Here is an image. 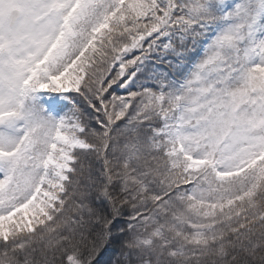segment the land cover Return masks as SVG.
<instances>
[{
	"label": "snow or ice",
	"instance_id": "snow-or-ice-1",
	"mask_svg": "<svg viewBox=\"0 0 264 264\" xmlns=\"http://www.w3.org/2000/svg\"><path fill=\"white\" fill-rule=\"evenodd\" d=\"M264 264V0H0V264Z\"/></svg>",
	"mask_w": 264,
	"mask_h": 264
},
{
	"label": "trees",
	"instance_id": "trees-1",
	"mask_svg": "<svg viewBox=\"0 0 264 264\" xmlns=\"http://www.w3.org/2000/svg\"><path fill=\"white\" fill-rule=\"evenodd\" d=\"M122 259L120 246L112 244L97 257L98 264H118Z\"/></svg>",
	"mask_w": 264,
	"mask_h": 264
}]
</instances>
